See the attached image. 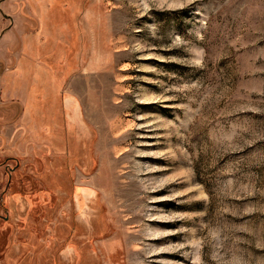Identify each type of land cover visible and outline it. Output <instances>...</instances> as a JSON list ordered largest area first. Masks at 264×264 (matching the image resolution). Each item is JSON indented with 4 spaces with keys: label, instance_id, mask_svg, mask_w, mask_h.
<instances>
[{
    "label": "rangeland",
    "instance_id": "1",
    "mask_svg": "<svg viewBox=\"0 0 264 264\" xmlns=\"http://www.w3.org/2000/svg\"><path fill=\"white\" fill-rule=\"evenodd\" d=\"M0 264H264V0H0Z\"/></svg>",
    "mask_w": 264,
    "mask_h": 264
},
{
    "label": "flooded vegetation",
    "instance_id": "2",
    "mask_svg": "<svg viewBox=\"0 0 264 264\" xmlns=\"http://www.w3.org/2000/svg\"><path fill=\"white\" fill-rule=\"evenodd\" d=\"M8 20H11L10 18H7ZM7 169H9V167L7 168ZM10 169H12V168H10ZM10 169H9V171H8V173H11V171H10ZM8 173H7V175H8ZM3 219H6L7 218V216H1Z\"/></svg>",
    "mask_w": 264,
    "mask_h": 264
}]
</instances>
